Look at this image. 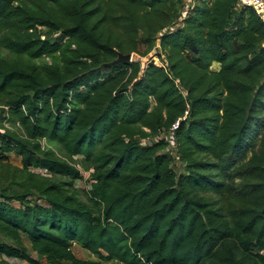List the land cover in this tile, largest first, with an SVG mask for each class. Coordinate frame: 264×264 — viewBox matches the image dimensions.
Returning a JSON list of instances; mask_svg holds the SVG:
<instances>
[{"label": "trees", "instance_id": "obj_1", "mask_svg": "<svg viewBox=\"0 0 264 264\" xmlns=\"http://www.w3.org/2000/svg\"><path fill=\"white\" fill-rule=\"evenodd\" d=\"M183 7L0 0V264H264V24Z\"/></svg>", "mask_w": 264, "mask_h": 264}, {"label": "built area", "instance_id": "obj_2", "mask_svg": "<svg viewBox=\"0 0 264 264\" xmlns=\"http://www.w3.org/2000/svg\"><path fill=\"white\" fill-rule=\"evenodd\" d=\"M194 1L195 0H183V4H184L183 10H182V17L183 18L193 8ZM237 6L238 7H249V8H251L255 12V14L259 17L261 22L264 24V0H237ZM170 29L173 30V28H170ZM157 61L159 62V65L162 68L166 69V67H167L166 62L159 61L158 59H157ZM186 117H187V111H185L183 117L178 118L171 125V127L169 129L159 131V133L154 138L144 139V140H142V143L143 144H149V143H155L158 141H165L167 144L166 152L170 155L173 154V151H174L173 142L175 140L174 133L178 129L180 122L184 121L186 119ZM78 158L79 157H73V160L77 161ZM73 166L76 167L81 172V174L83 172H85L89 176V180H90V173H92V170L82 171V168L78 163H73ZM36 172L41 173L43 175H47L46 170H36ZM91 182H93V181L90 180L89 183H91ZM77 183H76V185H77ZM88 188H89V185H88L87 189Z\"/></svg>", "mask_w": 264, "mask_h": 264}, {"label": "rangeland", "instance_id": "obj_3", "mask_svg": "<svg viewBox=\"0 0 264 264\" xmlns=\"http://www.w3.org/2000/svg\"><path fill=\"white\" fill-rule=\"evenodd\" d=\"M200 0H197V2ZM158 45V41H156L155 46ZM146 47H144L143 45L139 46V50L137 54H131L132 55V61H137L140 64L144 65L147 64L149 62H153L154 65L160 67L159 62L157 61V57L155 56V51L152 50L150 53H148L146 56L141 57L140 54L145 52ZM160 61V60H159ZM217 68V66H214V69ZM6 126L9 127V124H7ZM8 161L15 165V166H20V159L18 156H15L13 154H9L7 155ZM82 180H80L76 187L79 188L80 190L85 189L88 187V181H89V176L83 172L82 173ZM31 253V252H30ZM72 253L74 254V256L78 259L81 260H97V257L93 256L92 254H90L89 252H87L86 250L82 249L80 246L75 245L72 248ZM31 257L33 259H36V255L31 253ZM7 261L11 264H25L23 261H19L17 259H7ZM44 262H41V264H43ZM103 264H118L117 262H103Z\"/></svg>", "mask_w": 264, "mask_h": 264}, {"label": "water", "instance_id": "obj_4", "mask_svg": "<svg viewBox=\"0 0 264 264\" xmlns=\"http://www.w3.org/2000/svg\"><path fill=\"white\" fill-rule=\"evenodd\" d=\"M155 50H156L157 53L160 52V47L157 46ZM131 58H132L131 54H126V55L119 54L117 62H131L132 61Z\"/></svg>", "mask_w": 264, "mask_h": 264}]
</instances>
